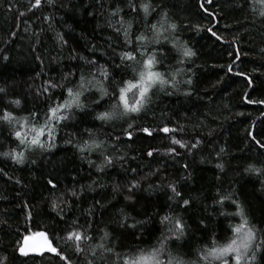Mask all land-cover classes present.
<instances>
[{
  "label": "trees",
  "instance_id": "obj_1",
  "mask_svg": "<svg viewBox=\"0 0 264 264\" xmlns=\"http://www.w3.org/2000/svg\"><path fill=\"white\" fill-rule=\"evenodd\" d=\"M151 3L156 11L145 19L143 12L128 11L129 0H41L37 7L35 0H0V117L8 112L15 118L0 119V264H123L162 242L184 264H206L204 251L213 241H228L240 223L237 204L256 229L257 243L264 241V175L245 171L264 166L262 6L256 0L254 13L248 0ZM116 8L135 34L151 37L146 26L164 15L177 25L161 44L147 45L157 53V70L174 77L175 87L158 86L142 112L105 122L96 117L115 101L101 99L97 88L102 84L111 94L138 68L121 61L127 46L115 31ZM184 48L195 55L184 57ZM82 76L95 85L81 97L83 107L64 113L67 119L55 125L44 148L20 145L15 133L27 131L24 120L42 125L48 109L63 102ZM165 126L183 130L166 134L160 131ZM173 138L201 143L181 148ZM92 140L103 146L80 150ZM13 150L24 151L23 163L3 155ZM49 180L57 185L55 195ZM134 181L139 187L129 192ZM224 195L230 199L218 203ZM165 216L170 219L161 223ZM177 219L184 224L179 239ZM73 230L91 237L80 251L67 239ZM41 231L67 260L51 252L20 253L24 237ZM255 256L253 264H264V248Z\"/></svg>",
  "mask_w": 264,
  "mask_h": 264
},
{
  "label": "snow or ice",
  "instance_id": "obj_2",
  "mask_svg": "<svg viewBox=\"0 0 264 264\" xmlns=\"http://www.w3.org/2000/svg\"><path fill=\"white\" fill-rule=\"evenodd\" d=\"M49 3H52L53 0H48ZM210 3L211 0H208ZM256 0H248L250 10L254 13L257 12L256 8L253 7V3ZM258 3L262 6L261 10L258 12V15L264 17V0H258ZM41 4V0H35V4L32 7H37ZM120 8H116L111 14L113 17H119L116 21L115 31L117 34H123L124 43L127 46V50H125L121 54L122 62H134L138 65L137 67H133L131 69L132 76L130 79L121 81L118 85H116L114 91L110 94L106 88L101 84L97 90L101 92V99L105 97H109L115 102L111 105L110 110L101 112L97 115L96 119L100 121H113L117 119H123L133 113L142 112L147 104L150 102L151 95L153 90L158 86L163 88L166 85L171 84L175 87V78L173 80H169L165 73L157 70V67L160 61L157 59V53L154 50H151L147 47L148 44H161L162 41L167 40V33L169 30H175L177 28L176 24H168L166 15L162 16L157 23H153L147 25V30L152 33V36L149 37L145 35L144 32H140L139 34H135L132 31V22L125 21L122 16ZM128 11L139 15L140 12H143L145 19L152 15L156 9L153 7L151 0H144V2L140 4H136L133 0H129ZM23 15V13H21ZM211 31V29H209ZM213 36L216 35L215 32L212 33ZM63 40V37H60ZM182 55L184 57H191L195 55L191 51V49L184 48L182 50ZM239 58V56H237ZM90 63H95L94 61ZM228 71H232L231 65L228 68ZM100 75L103 79H108V73L106 70H101ZM187 83H191V81H187ZM249 84L251 85V80H249ZM50 87L56 88L59 85L51 84ZM93 85L92 81L86 80L83 76L80 79V83L78 86L74 88H68L67 98L63 100V102L56 103L48 109L47 117L45 122L42 125L31 124L25 119L21 124V129L27 128V131H17L15 136L17 140H19L20 145L24 146L25 149L31 150L32 148H44L45 143L44 139H51L53 136V132L55 129V125L60 121L67 119V116L64 114L72 108H80L83 107L81 104V97L85 92L91 90ZM48 89L45 88V91ZM3 89H0L2 92ZM15 104H19L20 101H13ZM98 103V102H97ZM259 103H264V101H259ZM0 119L11 121L15 119L11 113L5 112ZM132 125L129 124V128ZM182 128H169L167 126L160 129V131L164 133H173L176 131H182ZM145 133L151 135V131L147 128L143 129ZM132 133L128 132V137L131 138ZM172 143L175 145H179L181 148H196L201 142L197 140L195 143L191 145L183 143L179 139L173 138ZM51 147V145H48ZM103 146V142H97L96 140H92L91 143H85L84 147L81 148V151L85 149L88 150H98ZM264 147V145H261ZM174 153L175 149H171ZM224 149H221L223 152ZM3 155H10L13 160L17 163H23L25 159L24 151H16L13 150L10 153H3ZM149 156L152 155V152L148 153ZM110 158H105L106 164H111ZM187 167V166H185ZM218 168H223L222 165H217ZM135 171V170H133ZM245 171L256 173L258 175H264V166L257 168L253 165H249ZM48 184L51 186V195H55L57 185L49 180ZM118 187L115 190H118ZM139 187V182L134 181L130 182L128 191L132 192L136 188ZM172 192L176 197H179L181 194L177 191L176 186L174 184L169 185ZM73 197L77 195L75 191L71 193ZM130 199L131 197H126ZM230 199L229 195L221 196L220 200L217 201L220 204H223L226 200ZM232 203H236L235 200ZM190 204V201L185 199L183 201V205L187 206ZM57 204L55 200L53 201V208L55 209ZM238 211L235 215L240 217V223L232 226V237L226 241L224 244H218L216 241L212 242V246L207 248L203 255L202 259L206 262V264H212L213 261H218L220 264H253L256 256L255 252L257 249L264 248V241L257 243V231L256 229L250 225L247 220L244 210L241 205H236ZM170 218L165 216L162 218L161 223L168 221ZM175 227L178 230V234L175 239H179V236L183 234L184 224L181 220L177 219L175 221ZM67 239L70 241L77 242L76 248L78 251L82 250L80 248V243L91 239V237L87 236L85 233L70 231L68 233ZM102 247V245H101ZM48 251L51 253H55L57 256H60L62 260H67V257L62 256L61 253L57 250V248L53 247L51 241L48 239L46 232H36L31 235L25 236L23 240V245L20 248V252L23 255H28L29 252L43 253L44 251ZM164 255H167V260L162 259ZM123 264H184V261L176 256H172L171 253H166L165 244L162 242L159 248L151 249L147 252L141 251L139 254L135 256H129L123 259Z\"/></svg>",
  "mask_w": 264,
  "mask_h": 264
},
{
  "label": "water",
  "instance_id": "obj_3",
  "mask_svg": "<svg viewBox=\"0 0 264 264\" xmlns=\"http://www.w3.org/2000/svg\"><path fill=\"white\" fill-rule=\"evenodd\" d=\"M42 232H45V231H42ZM47 233V232H46ZM47 236H48V239L51 241V243H52V245H53V242H52V240L50 239V237H49V235H48V233H47ZM24 240V239H23ZM22 245H23V241H22V243H21V246H20V248L22 247ZM53 247H54V245H53ZM20 248H19V251H20ZM48 251H44L42 254L41 253H36V252H29V254L28 255H24V256H29V255H36V256H41V255H43V254H45V253H47ZM21 253V252H20ZM22 254V253H21ZM23 255V254H22Z\"/></svg>",
  "mask_w": 264,
  "mask_h": 264
},
{
  "label": "bare ground",
  "instance_id": "obj_4",
  "mask_svg": "<svg viewBox=\"0 0 264 264\" xmlns=\"http://www.w3.org/2000/svg\"><path fill=\"white\" fill-rule=\"evenodd\" d=\"M20 248V247H19Z\"/></svg>",
  "mask_w": 264,
  "mask_h": 264
}]
</instances>
